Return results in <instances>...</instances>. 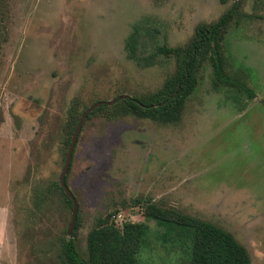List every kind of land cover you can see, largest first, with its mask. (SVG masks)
I'll use <instances>...</instances> for the list:
<instances>
[{
	"label": "rangeland",
	"instance_id": "1",
	"mask_svg": "<svg viewBox=\"0 0 264 264\" xmlns=\"http://www.w3.org/2000/svg\"><path fill=\"white\" fill-rule=\"evenodd\" d=\"M225 34L228 72L248 97L216 87L206 61L176 125L131 116L86 118L67 187L78 205L76 247L99 218L144 224L139 264H190L191 229L144 218V202L231 234L264 264V0H238ZM233 0H5L0 54V264H64L72 219L59 181L72 125L99 102L156 92L174 69L160 48L186 45ZM136 46L129 49L130 36ZM133 52V57L130 55ZM69 124V126H68ZM140 201V203H135ZM76 220V223H77ZM76 227V224H75ZM74 227V228H75Z\"/></svg>",
	"mask_w": 264,
	"mask_h": 264
},
{
	"label": "trees",
	"instance_id": "2",
	"mask_svg": "<svg viewBox=\"0 0 264 264\" xmlns=\"http://www.w3.org/2000/svg\"><path fill=\"white\" fill-rule=\"evenodd\" d=\"M4 1L0 0V25ZM242 16L239 1L233 0L231 7L216 22L198 25L190 41L183 47L160 48V53L174 59V69L161 88L147 95L120 96L123 98L114 105H101L94 109L87 119L101 112L109 120L131 116L161 125H176L182 119L186 103L197 87L199 73L206 61L211 62L216 87H233L251 98L244 73L228 72L222 58L225 34L233 19L238 20ZM134 41L135 36H130L128 46L132 51L136 46ZM3 43L0 28V54ZM130 55L133 57V52ZM78 122L79 117L70 113L69 124L72 125V130L68 146ZM49 190L57 191L63 197L65 206L72 210V202L64 194L59 181L35 197L36 207L46 203ZM143 213L146 220L191 229L193 236L190 264H251L247 250L231 234L212 223L158 208L149 200L144 202ZM77 226L78 220L72 237L60 238L58 241L59 259L64 264H139L138 253L147 234L144 224L125 223L117 227L110 221V217L99 218L86 237L85 257L80 255L76 247Z\"/></svg>",
	"mask_w": 264,
	"mask_h": 264
},
{
	"label": "water",
	"instance_id": "3",
	"mask_svg": "<svg viewBox=\"0 0 264 264\" xmlns=\"http://www.w3.org/2000/svg\"><path fill=\"white\" fill-rule=\"evenodd\" d=\"M123 97L118 98L117 100L111 101V102H99L97 104H95L94 106L90 107L80 118L78 125L76 127V130L71 138L70 141V145L67 151V156L65 159V164L63 167V170L60 174L59 177V185L62 188L64 194L71 200L72 202V219H71V223H70V227H69V231H68V237H70V233L72 232V230L75 227L76 224V220H77V212H78V205H77V201L75 199V197L73 196V194L71 193V191L68 189V187L66 186V176L68 174V171L70 169V165H71V161H72V156H73V151L77 142V139L79 137V134L81 132L82 126H83V122L85 121V119L87 118V116L96 108H98L101 105H106V106H112L114 105L117 101L121 100Z\"/></svg>",
	"mask_w": 264,
	"mask_h": 264
}]
</instances>
